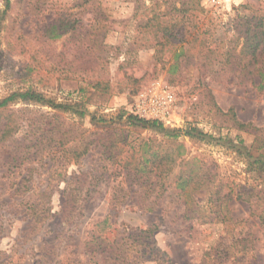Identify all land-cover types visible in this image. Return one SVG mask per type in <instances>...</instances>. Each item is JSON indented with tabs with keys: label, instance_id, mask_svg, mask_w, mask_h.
I'll return each mask as SVG.
<instances>
[{
	"label": "rangeland",
	"instance_id": "obj_1",
	"mask_svg": "<svg viewBox=\"0 0 264 264\" xmlns=\"http://www.w3.org/2000/svg\"><path fill=\"white\" fill-rule=\"evenodd\" d=\"M158 1L0 0V99L31 90L53 102L0 109V264H264V171L247 167L248 150L264 161V92L230 57L247 18H264V0H202L186 20ZM165 26L177 36L155 46ZM198 31L211 35L205 55L184 41ZM156 99V111L140 110ZM191 127L197 138L184 135ZM167 151L191 170L203 159L223 181L228 221L184 218L178 190L157 186L159 163L134 172Z\"/></svg>",
	"mask_w": 264,
	"mask_h": 264
},
{
	"label": "trees",
	"instance_id": "obj_2",
	"mask_svg": "<svg viewBox=\"0 0 264 264\" xmlns=\"http://www.w3.org/2000/svg\"><path fill=\"white\" fill-rule=\"evenodd\" d=\"M160 2L166 4V10L168 12L171 10H178L183 12V20H186L185 16L190 9L197 10L198 13H203L205 11L201 3L202 0H162L158 1L157 4H159ZM6 4L8 7L10 4V0H6ZM154 19H159V15L157 14V16H153V20ZM153 20L149 22V25H152ZM245 27V41L243 49L238 54L230 57L233 59L232 62H235V65H238V67H241L242 65L240 76L243 78H247L252 82L255 78H258L259 82L256 84V88L258 91L264 92V18L262 16L248 17L245 21ZM159 29L160 28L155 29V32L157 33ZM162 31V37L157 38V41L154 44L155 46L162 47L164 43H170L171 39L177 36V34H175L168 26L162 28ZM204 33L205 31L193 32V40H190L189 42L184 39L182 40H184L186 43H190L191 41H199V44L201 45L200 50L201 52H203L202 55H205L208 51H210V44L212 42H210V33L207 32L205 33L206 35ZM17 98L25 101H47L49 103H53L50 102V100H46L41 93L27 90L23 92H15L3 99H0V109L4 108L9 104V102L14 101ZM53 105H55V107L62 106V104ZM217 110L224 115H230L231 119L235 121L234 124L241 129H250V127H253L251 122H242L238 120L236 118L235 112H233V109H229L227 112L222 111L221 108H218ZM127 120L132 124L140 125L143 127H151L156 129L164 128L163 123L157 119H146L134 114H129L127 116ZM180 132L181 130L179 129H171L168 131V133L165 134L168 135L171 140H175L177 137H179ZM197 132L198 130L196 127H191L186 130V133L184 135H188L191 138H197ZM11 133H13V130L9 129V126H6L2 137L6 139L10 136ZM60 142V145L65 144V141ZM239 146L242 147V145ZM181 154H183V152L181 151L178 153V155H175V153H173L172 151H167L165 153L162 152L161 154H156L154 152V154H152L151 156L144 155L142 162H140L139 170H134V172L137 175L147 176L153 171V167L150 166L149 162L153 161L155 163H159L160 165L157 166V170L160 173V178L158 179L157 186H160V188L165 187V190H167L170 186H173L174 189L178 190L179 196L183 198L182 200L184 207V218H197L204 223L228 221L229 218L227 213L221 210V206L224 208L226 207V204L223 205V198L225 196H221L223 181L216 183L215 176H212V172H208L207 169L204 170L202 168L203 159H198L197 156L193 158L196 167L192 170L187 168L189 161L188 159L185 160L181 158L180 164L176 165L175 162L177 161V157L179 158V155ZM247 154V167L250 168V171H264V161L260 157L251 154L249 150L247 151ZM184 160L185 162H183ZM176 167L177 170H175L174 172V169ZM198 195H200L204 199H199L197 197ZM215 202H219V205L213 207ZM213 208H216L217 210ZM147 209L152 210L151 206H147ZM156 229L157 226L155 225L153 229L148 230V232L150 233V237L153 236V232ZM148 246L151 248V254L155 253V250L157 249L155 241L152 240L148 242ZM161 259L162 258L159 256L154 260L156 262H160Z\"/></svg>",
	"mask_w": 264,
	"mask_h": 264
},
{
	"label": "built area",
	"instance_id": "obj_3",
	"mask_svg": "<svg viewBox=\"0 0 264 264\" xmlns=\"http://www.w3.org/2000/svg\"><path fill=\"white\" fill-rule=\"evenodd\" d=\"M208 1H210L211 3H213V4H219V3H221L222 1H226V0H208ZM165 102L166 103H168V104H170L172 101H173V95L171 94V93H167V94H165ZM160 101L158 100V99H156V100H154L153 101V106L151 107V108H149V110H148V108H145V105H143V106H141V111L142 112H145V113H151V110H154V111H156V109H157V105L158 104H156V103H159ZM158 113H156V115H157Z\"/></svg>",
	"mask_w": 264,
	"mask_h": 264
}]
</instances>
